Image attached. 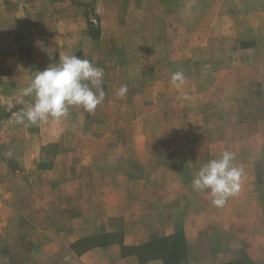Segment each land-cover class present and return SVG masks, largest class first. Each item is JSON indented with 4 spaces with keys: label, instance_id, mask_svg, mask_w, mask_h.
I'll list each match as a JSON object with an SVG mask.
<instances>
[{
    "label": "crops",
    "instance_id": "crops-1",
    "mask_svg": "<svg viewBox=\"0 0 264 264\" xmlns=\"http://www.w3.org/2000/svg\"><path fill=\"white\" fill-rule=\"evenodd\" d=\"M28 1L38 15L51 0ZM132 7L138 22L146 9L149 24L155 1ZM163 7H213L229 13L227 28H256L264 37V0ZM70 42L59 34L38 65L19 50L0 57V264H264V166L234 162L243 169L240 189L223 206L192 186L204 163L225 150L240 153L231 147L236 133H179V146L147 149L138 118L123 132L113 126L119 114L102 112L120 104L112 99L98 105V115L72 106L59 122H15L30 102L20 97L27 74L76 55Z\"/></svg>",
    "mask_w": 264,
    "mask_h": 264
},
{
    "label": "rangeland",
    "instance_id": "rangeland-1",
    "mask_svg": "<svg viewBox=\"0 0 264 264\" xmlns=\"http://www.w3.org/2000/svg\"><path fill=\"white\" fill-rule=\"evenodd\" d=\"M146 1L51 0L37 7L42 12L36 15L34 1L0 0V57L19 50L31 65L46 63L43 51L59 34L66 36L73 41L66 44L69 51L109 67L104 100L120 104L102 112L120 115L116 130H132L129 121L138 118L140 132L148 135L145 147L156 151L179 146V133L225 137L234 132L239 137L231 147L240 150L234 162L264 166V37L259 29L227 28L229 13H215L213 7H163L173 1L194 5L195 0H154L149 24L146 9L138 22L132 6H146ZM176 71L185 77L179 87L170 83ZM33 76L27 74V84ZM122 85H127L124 97L117 95ZM164 135L176 138L154 139Z\"/></svg>",
    "mask_w": 264,
    "mask_h": 264
},
{
    "label": "clouds",
    "instance_id": "clouds-1",
    "mask_svg": "<svg viewBox=\"0 0 264 264\" xmlns=\"http://www.w3.org/2000/svg\"><path fill=\"white\" fill-rule=\"evenodd\" d=\"M103 77V68L89 60L75 54L59 55L57 63L35 71L27 86L21 89V99H31L26 107L14 113L15 122L35 125L50 118L59 122L69 115L72 106L94 112L105 98ZM184 80V74L176 71L171 75L170 83L179 87ZM126 93L127 85H122L117 91L120 97ZM234 161L235 153L225 150L218 158L204 163L192 179L193 189L206 190L213 205L223 206L227 198L240 189L243 169Z\"/></svg>",
    "mask_w": 264,
    "mask_h": 264
}]
</instances>
